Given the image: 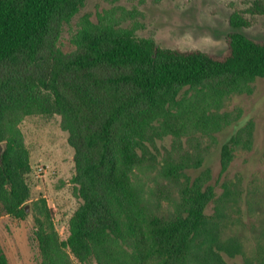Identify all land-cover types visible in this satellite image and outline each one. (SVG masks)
<instances>
[{
	"label": "trees",
	"instance_id": "obj_1",
	"mask_svg": "<svg viewBox=\"0 0 264 264\" xmlns=\"http://www.w3.org/2000/svg\"><path fill=\"white\" fill-rule=\"evenodd\" d=\"M86 0H0V203L19 219L31 199L28 115L60 116L73 148L78 205L61 238L44 198L31 200L39 264H264V174L225 176L250 150L253 123L220 146L213 181L204 160L241 110L233 94L264 78V39L233 29L220 53L163 47L122 26L129 11L83 16L64 51L59 38ZM264 14V0H255ZM169 138L168 145H161ZM0 264H9L0 249Z\"/></svg>",
	"mask_w": 264,
	"mask_h": 264
},
{
	"label": "rangeland",
	"instance_id": "obj_2",
	"mask_svg": "<svg viewBox=\"0 0 264 264\" xmlns=\"http://www.w3.org/2000/svg\"><path fill=\"white\" fill-rule=\"evenodd\" d=\"M255 0H86L78 12L61 28L59 44L64 51L74 48L72 36L80 19L89 15L96 21L105 10L129 11L130 18L122 21V26L135 28L136 34L153 37L163 47L201 49L215 53L226 47V35L233 29L230 18L240 15L247 21L239 29L249 36L264 39V14L255 13ZM251 93L233 94L226 100L223 109L241 110L240 119L216 134L214 148L206 156L204 166L212 170L213 181L220 170V146L235 130L247 122L253 123V142L250 150H240L225 176L232 178L236 173L251 180L255 174H264V78L253 82ZM25 144L30 154V172L27 181L31 185V199L27 216L24 219L4 217L0 219V242L4 249L16 252L25 247V256L14 258L27 259L24 264H39L36 241L32 238L33 212L30 202L44 198L53 211L54 225L61 238L68 232V219L78 205L73 196L70 179L74 172L73 148L67 142L68 132L60 127V116L28 115L20 124ZM169 138L161 145H168ZM45 170L38 172L39 166ZM0 203V207H1ZM4 209H0L2 211ZM3 220V221H2ZM2 221V222H1ZM229 264H244L241 255L223 254ZM21 264V261H19Z\"/></svg>",
	"mask_w": 264,
	"mask_h": 264
},
{
	"label": "crops",
	"instance_id": "obj_3",
	"mask_svg": "<svg viewBox=\"0 0 264 264\" xmlns=\"http://www.w3.org/2000/svg\"><path fill=\"white\" fill-rule=\"evenodd\" d=\"M0 209H3V207L1 206ZM3 217H4V210L0 211V219H2ZM8 217H10V216L8 215ZM0 249L6 255L9 264H19L20 263L19 261H21V264H24V261L27 260V259L26 260L23 259V257L15 259L14 256H13V255L25 256L27 254V251H26L25 247L16 248V252L13 253V252H10V251H7L6 249H4L3 246L1 245V242H0Z\"/></svg>",
	"mask_w": 264,
	"mask_h": 264
},
{
	"label": "water",
	"instance_id": "obj_4",
	"mask_svg": "<svg viewBox=\"0 0 264 264\" xmlns=\"http://www.w3.org/2000/svg\"><path fill=\"white\" fill-rule=\"evenodd\" d=\"M4 150V144L0 142V158ZM25 210L28 211V205L25 206Z\"/></svg>",
	"mask_w": 264,
	"mask_h": 264
},
{
	"label": "built area",
	"instance_id": "obj_5",
	"mask_svg": "<svg viewBox=\"0 0 264 264\" xmlns=\"http://www.w3.org/2000/svg\"><path fill=\"white\" fill-rule=\"evenodd\" d=\"M43 170H45V167H44V166H42V165H41V166H39V167L37 168V171H38V172H41V171H43Z\"/></svg>",
	"mask_w": 264,
	"mask_h": 264
}]
</instances>
